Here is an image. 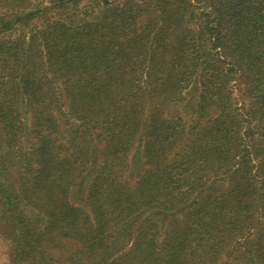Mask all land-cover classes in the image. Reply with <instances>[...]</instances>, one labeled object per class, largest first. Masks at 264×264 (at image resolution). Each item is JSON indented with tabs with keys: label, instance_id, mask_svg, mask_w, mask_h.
Here are the masks:
<instances>
[{
	"label": "trees",
	"instance_id": "trees-1",
	"mask_svg": "<svg viewBox=\"0 0 264 264\" xmlns=\"http://www.w3.org/2000/svg\"><path fill=\"white\" fill-rule=\"evenodd\" d=\"M0 237L9 264H264V0H0Z\"/></svg>",
	"mask_w": 264,
	"mask_h": 264
},
{
	"label": "rangeland",
	"instance_id": "rangeland-1",
	"mask_svg": "<svg viewBox=\"0 0 264 264\" xmlns=\"http://www.w3.org/2000/svg\"><path fill=\"white\" fill-rule=\"evenodd\" d=\"M77 6H80V4H68L66 7L59 10L58 14L61 13H72L75 12ZM50 16H56L55 13L49 14ZM57 17V16H56ZM40 22V21H39ZM0 264H9L7 259V245L4 239L0 237Z\"/></svg>",
	"mask_w": 264,
	"mask_h": 264
}]
</instances>
